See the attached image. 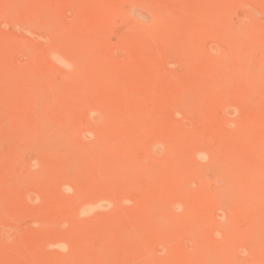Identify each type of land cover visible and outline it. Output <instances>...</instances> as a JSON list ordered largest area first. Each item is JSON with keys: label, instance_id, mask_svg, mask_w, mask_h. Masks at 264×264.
Segmentation results:
<instances>
[{"label": "rangeland", "instance_id": "obj_1", "mask_svg": "<svg viewBox=\"0 0 264 264\" xmlns=\"http://www.w3.org/2000/svg\"><path fill=\"white\" fill-rule=\"evenodd\" d=\"M0 264H264V0H0Z\"/></svg>", "mask_w": 264, "mask_h": 264}]
</instances>
